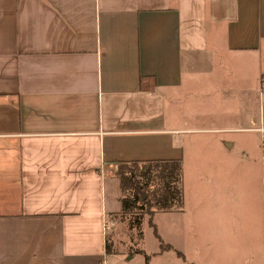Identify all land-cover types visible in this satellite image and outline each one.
Returning <instances> with one entry per match:
<instances>
[{
	"label": "crops",
	"instance_id": "1",
	"mask_svg": "<svg viewBox=\"0 0 264 264\" xmlns=\"http://www.w3.org/2000/svg\"><path fill=\"white\" fill-rule=\"evenodd\" d=\"M262 78L264 0H0V264H109L119 162L206 160L214 208L250 177L264 207Z\"/></svg>",
	"mask_w": 264,
	"mask_h": 264
},
{
	"label": "rangeland",
	"instance_id": "2",
	"mask_svg": "<svg viewBox=\"0 0 264 264\" xmlns=\"http://www.w3.org/2000/svg\"><path fill=\"white\" fill-rule=\"evenodd\" d=\"M131 164L127 163L129 166ZM203 164L207 165L208 161H195L190 158L183 160V166H180L182 210L176 214L155 211L152 217L159 237L161 234L168 237L169 228L166 227L164 232L162 228V223L168 219L178 220L173 222L175 225L176 222L183 225L184 229L178 241L182 243L183 250L180 252L184 257L176 254L172 248L160 251V241L153 234L152 227L147 224L145 206L141 205L119 212L107 222L106 238L110 240L108 243L112 250L120 251L108 256L111 260L109 264H140L143 258L140 254L124 259L135 249H143L150 256V264H264V207L260 204V194L252 184L251 177L249 186H243V193L238 194L243 198L238 206L232 209L214 208L211 198H208L209 176L202 171ZM138 179L142 180L141 177ZM231 179L239 184L242 181L245 185V178L242 180L235 172ZM205 181L207 185L204 184ZM149 189L151 185L144 187L143 195ZM133 192L131 188L125 191L127 196ZM136 204H141V201L137 200ZM176 205L173 204L174 207ZM223 220V233L212 236L213 228L219 227L214 225ZM228 221L238 229V234H225Z\"/></svg>",
	"mask_w": 264,
	"mask_h": 264
},
{
	"label": "trees",
	"instance_id": "3",
	"mask_svg": "<svg viewBox=\"0 0 264 264\" xmlns=\"http://www.w3.org/2000/svg\"><path fill=\"white\" fill-rule=\"evenodd\" d=\"M128 163V162H127ZM125 162H119L116 173L119 175L122 197L120 199V212H125L129 208L145 206L148 214V222L152 226L155 237L158 238L159 248H168V244H163L155 230L154 224L149 219L154 211H162L174 208L173 204L179 206L181 203V169L177 159H154L148 161H130L131 166ZM122 168H126L123 170ZM127 172V174H126ZM142 180H139L140 178ZM151 185L145 195L143 188ZM133 189V193L126 195V189ZM140 200L141 204H136ZM176 254L181 255L176 251Z\"/></svg>",
	"mask_w": 264,
	"mask_h": 264
},
{
	"label": "built area",
	"instance_id": "4",
	"mask_svg": "<svg viewBox=\"0 0 264 264\" xmlns=\"http://www.w3.org/2000/svg\"><path fill=\"white\" fill-rule=\"evenodd\" d=\"M259 90L260 91H264V78L261 79V83H260V86H259ZM255 129L260 130V131H263L264 130V127L259 126V127H255Z\"/></svg>",
	"mask_w": 264,
	"mask_h": 264
}]
</instances>
